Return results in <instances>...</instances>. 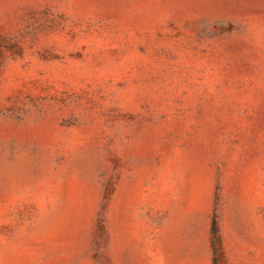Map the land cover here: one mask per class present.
Masks as SVG:
<instances>
[{
    "label": "rangeland",
    "instance_id": "rangeland-1",
    "mask_svg": "<svg viewBox=\"0 0 264 264\" xmlns=\"http://www.w3.org/2000/svg\"><path fill=\"white\" fill-rule=\"evenodd\" d=\"M0 264H264V0H0Z\"/></svg>",
    "mask_w": 264,
    "mask_h": 264
}]
</instances>
